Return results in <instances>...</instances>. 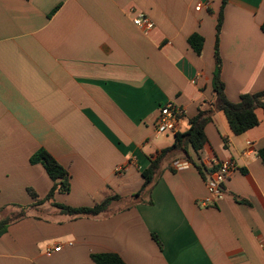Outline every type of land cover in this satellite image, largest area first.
I'll list each match as a JSON object with an SVG mask.
<instances>
[{
    "label": "crops",
    "instance_id": "crops-1",
    "mask_svg": "<svg viewBox=\"0 0 264 264\" xmlns=\"http://www.w3.org/2000/svg\"><path fill=\"white\" fill-rule=\"evenodd\" d=\"M221 7L222 0H0V221L12 220L0 237V264H95L91 256L103 253L126 264H264V111L257 127L236 136L216 110ZM139 13L154 23L148 33L133 22ZM263 23L264 0H228L219 52L233 103L264 91ZM193 34L204 38L200 55ZM169 103L182 113L176 133L200 110L213 112L207 143L200 154L188 145L190 159L169 153L137 198L142 172L175 143L176 133L164 138L156 129ZM40 149L70 175L71 192L55 203L121 200L97 217L65 215L52 202L33 207L28 190L45 198L53 186L44 166L30 163ZM225 160L236 170L224 199L204 207L209 175ZM176 161L189 166L176 169Z\"/></svg>",
    "mask_w": 264,
    "mask_h": 264
},
{
    "label": "trees",
    "instance_id": "trees-1",
    "mask_svg": "<svg viewBox=\"0 0 264 264\" xmlns=\"http://www.w3.org/2000/svg\"><path fill=\"white\" fill-rule=\"evenodd\" d=\"M228 0H222V7L219 13L216 27V45H215V71L213 76V92L215 97L216 110L222 112L228 122L229 128L236 136L242 135L247 131L259 125L257 111H264V91L255 94H245L241 97L240 102H231L225 94V84L221 78L222 59L219 52L220 37L224 24V10ZM264 33V23L262 25ZM189 44L197 54H201L204 45V38L199 34H193L189 38ZM212 111L200 110L199 113L190 120V127L187 132L176 133L175 143L164 149L161 154L155 159H151L150 166L142 172L144 185L141 191L135 195L139 198L142 192H145L148 187L156 182L159 173L160 165L163 159L171 152L182 150L186 157L189 158L187 146L191 147L200 154L205 144L207 137L205 129L212 121ZM259 157L264 164V148L259 151ZM31 164H41L47 171V174L53 182V186L45 198H40L33 190H28L31 198L34 201L33 207H39L46 202H52L65 215L69 216H92L97 217L109 212L112 204L121 200L118 195H113L104 199L101 203L90 208H72L58 203H55L56 194H69L71 192V182L69 172L52 156L47 150L40 149L35 152L31 159ZM246 202V201H243ZM25 216L23 213L19 217ZM17 218V217H15ZM10 220L0 221V237L7 231ZM155 241L160 246V241L157 235H152ZM95 264H126L122 257L115 253L94 254L91 256Z\"/></svg>",
    "mask_w": 264,
    "mask_h": 264
},
{
    "label": "built area",
    "instance_id": "built-area-1",
    "mask_svg": "<svg viewBox=\"0 0 264 264\" xmlns=\"http://www.w3.org/2000/svg\"><path fill=\"white\" fill-rule=\"evenodd\" d=\"M197 10H200V5ZM133 22L144 33H148L154 28V23L143 13L137 14ZM181 114V111L170 103L163 106L156 121L157 133H176ZM248 145L250 146L251 143L249 142ZM188 166L189 163L186 161H176L174 163L176 169H185ZM235 170L236 166L230 160L221 161L218 164L216 171L209 175L207 180L208 196L202 202L204 207L215 206L218 202L224 199V184L232 176ZM61 248L62 247L59 245L55 247L54 251L59 252Z\"/></svg>",
    "mask_w": 264,
    "mask_h": 264
},
{
    "label": "rangeland",
    "instance_id": "rangeland-1",
    "mask_svg": "<svg viewBox=\"0 0 264 264\" xmlns=\"http://www.w3.org/2000/svg\"><path fill=\"white\" fill-rule=\"evenodd\" d=\"M134 10H135V9H134ZM134 12H136V11H134ZM167 135H169V136H170L171 134H170V133H164V134H163L164 138H166V137H167ZM158 146H161V144H160V145H158ZM6 232H7V231H6ZM6 232H5V233H6ZM5 233H4V234H5ZM4 234H3V235H4ZM3 235H2V236H3ZM2 236H1V237H2Z\"/></svg>",
    "mask_w": 264,
    "mask_h": 264
}]
</instances>
